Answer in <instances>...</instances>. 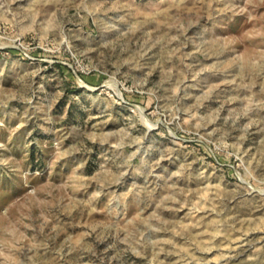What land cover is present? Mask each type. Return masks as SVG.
I'll use <instances>...</instances> for the list:
<instances>
[{
    "label": "rangeland",
    "instance_id": "1",
    "mask_svg": "<svg viewBox=\"0 0 264 264\" xmlns=\"http://www.w3.org/2000/svg\"><path fill=\"white\" fill-rule=\"evenodd\" d=\"M0 264H264V0H0Z\"/></svg>",
    "mask_w": 264,
    "mask_h": 264
},
{
    "label": "bare ground",
    "instance_id": "2",
    "mask_svg": "<svg viewBox=\"0 0 264 264\" xmlns=\"http://www.w3.org/2000/svg\"><path fill=\"white\" fill-rule=\"evenodd\" d=\"M114 83V82H113Z\"/></svg>",
    "mask_w": 264,
    "mask_h": 264
}]
</instances>
